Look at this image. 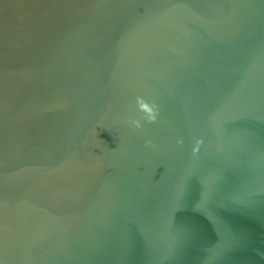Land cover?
Segmentation results:
<instances>
[{"label":"water","instance_id":"1","mask_svg":"<svg viewBox=\"0 0 264 264\" xmlns=\"http://www.w3.org/2000/svg\"><path fill=\"white\" fill-rule=\"evenodd\" d=\"M0 264H264V0H0Z\"/></svg>","mask_w":264,"mask_h":264}]
</instances>
